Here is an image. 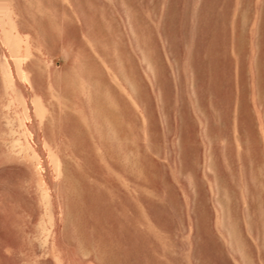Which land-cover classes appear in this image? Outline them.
Wrapping results in <instances>:
<instances>
[{
    "label": "rangeland",
    "instance_id": "374dc122",
    "mask_svg": "<svg viewBox=\"0 0 264 264\" xmlns=\"http://www.w3.org/2000/svg\"><path fill=\"white\" fill-rule=\"evenodd\" d=\"M0 264H264V0H0Z\"/></svg>",
    "mask_w": 264,
    "mask_h": 264
}]
</instances>
